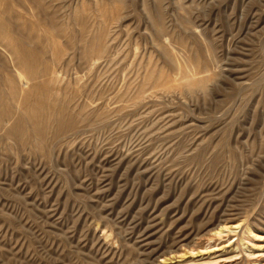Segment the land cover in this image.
Instances as JSON below:
<instances>
[{"label": "rangeland", "instance_id": "obj_1", "mask_svg": "<svg viewBox=\"0 0 264 264\" xmlns=\"http://www.w3.org/2000/svg\"><path fill=\"white\" fill-rule=\"evenodd\" d=\"M0 11L14 36L33 21L62 31L59 94L76 119L45 141L0 121V264H264V0H0ZM81 22L90 36L101 23L93 67ZM174 55L206 82L178 86ZM151 71L167 79L149 83ZM6 73L20 79L0 36Z\"/></svg>", "mask_w": 264, "mask_h": 264}, {"label": "bare ground", "instance_id": "obj_2", "mask_svg": "<svg viewBox=\"0 0 264 264\" xmlns=\"http://www.w3.org/2000/svg\"><path fill=\"white\" fill-rule=\"evenodd\" d=\"M43 26L36 21L25 23L20 27V30L24 29L25 32L20 36H14L10 33V28H7L3 22V15L0 11V36L6 48L11 52L13 66L19 72L18 77L20 78L18 80L12 74L6 73L3 80L0 79V121H8L7 132L13 136L21 137V141L25 140L27 129L34 136L45 141L51 126L57 132L70 131L76 127L75 116L68 113L65 106L71 94L68 91L59 94L62 88L56 64L61 61L64 55L58 40L62 31L52 21L47 23L46 28ZM101 29V23H98L94 36H90L87 23H80L81 55L90 67L97 64V60L101 58ZM38 34L43 36H41L40 44L31 45L27 42V40H37ZM47 52L51 53V60L46 58ZM174 57L180 70L185 68L181 80L176 81L178 86L191 87L196 83L206 82L209 75L198 72V65L193 58L184 59L193 66L192 69H189L188 64L182 62L185 64L182 66L181 61L175 55ZM153 73L151 71L146 76L147 82H154L156 78L161 79L166 76L159 72L155 78ZM165 78L167 79V77ZM10 99L17 101L19 108L17 106V109H14L11 105L14 102H11ZM27 123L29 127H27ZM228 230L230 228L224 226L216 233L219 235ZM146 261L149 262L146 258L141 260V262Z\"/></svg>", "mask_w": 264, "mask_h": 264}]
</instances>
